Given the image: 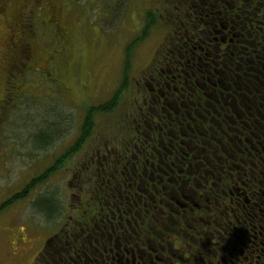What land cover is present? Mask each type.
<instances>
[{
  "label": "flooded vegetation",
  "instance_id": "flooded-vegetation-1",
  "mask_svg": "<svg viewBox=\"0 0 264 264\" xmlns=\"http://www.w3.org/2000/svg\"><path fill=\"white\" fill-rule=\"evenodd\" d=\"M259 2L160 0L162 35L129 128L72 172L75 214L32 264H264ZM11 56L1 53L5 68ZM140 161L150 169L133 170Z\"/></svg>",
  "mask_w": 264,
  "mask_h": 264
},
{
  "label": "rangeland",
  "instance_id": "rangeland-1",
  "mask_svg": "<svg viewBox=\"0 0 264 264\" xmlns=\"http://www.w3.org/2000/svg\"><path fill=\"white\" fill-rule=\"evenodd\" d=\"M159 5L0 0V55L10 51L8 61L16 64L8 69L0 61V264H32L45 238L75 214L71 194L80 190L72 172L129 128L127 114L141 103L137 81L162 35ZM119 88L113 106L98 110ZM88 108L95 110L87 139L67 157ZM53 166L26 196L12 199ZM51 195L59 213L47 217L38 208L51 207Z\"/></svg>",
  "mask_w": 264,
  "mask_h": 264
},
{
  "label": "trees",
  "instance_id": "trees-1",
  "mask_svg": "<svg viewBox=\"0 0 264 264\" xmlns=\"http://www.w3.org/2000/svg\"><path fill=\"white\" fill-rule=\"evenodd\" d=\"M255 13L257 14V16L255 18V20H256V25L255 26L257 28H255V31H256V33L258 34V37H259V39H258L259 47L258 48H259L260 66H264V0H260L259 6H258V10H255ZM258 74H264V70H262L261 67L259 68ZM125 80H126V76H124V81ZM124 84H125V82L123 83V85ZM123 85L120 88H122ZM250 85L251 84H249V87H250ZM120 88L117 90V92L115 93V95L113 96V98L109 102L105 103L104 105H101L97 109L100 110V111L109 110L113 106L115 100L117 99V93L120 90ZM255 89H256V87H255ZM259 89L260 90H264V85L263 86L261 85L259 87ZM94 110H95V108H91V109H88L87 110V114L85 116V121H84L82 130H81V135L78 138V140L76 141L77 143H79V142L81 143V141H83L85 139V137L88 135L89 127L91 126V121H90L89 117H90L91 112H93ZM77 147H78V145L73 146L70 149V151L76 150ZM153 165L155 166L156 164H153ZM144 168L150 169V164H148V163H146L144 161H140V162H136V163H134L132 165V169L133 170H136V169H142V170H144ZM54 169H55V166L50 167V168H48L44 172L43 175H41V176H39L37 178H33L32 181H30L22 191H20L19 193L15 194L12 197V199L13 198H17V197L26 196V194L28 193V191L35 184H37L39 181H41V179L47 177V175H49L51 172H53ZM134 180L135 179H132V181H134ZM138 184H139V180H137V184H131V187L134 189V187H138ZM43 196L44 195L38 196L36 198V200L34 201V204L35 203H38L39 199L42 198ZM52 196L53 195H51V198H50V200L53 201V205L51 207L48 205L47 207H43V208H40L39 207L38 208V209H40V211L44 212L47 217H50L54 213V211L56 209V206H57L56 200ZM8 202H10V201H8ZM4 206H5V204L2 207H4ZM78 222H79V220H77V217L75 216V218L73 219V223H78ZM74 227H76V224L74 225ZM72 236H74V235H72ZM71 241L73 242V244L75 243V241H73V239H71ZM61 244H62V241L61 242L60 241H57L56 243H54V246H53L52 250H58V251L65 250L66 248H64V247L63 248H60ZM44 250H47V248H45ZM40 257H41V259L44 258L43 255H41Z\"/></svg>",
  "mask_w": 264,
  "mask_h": 264
}]
</instances>
